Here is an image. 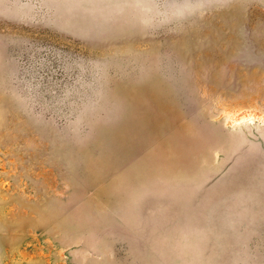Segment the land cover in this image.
Listing matches in <instances>:
<instances>
[{
  "label": "rangeland",
  "instance_id": "rangeland-1",
  "mask_svg": "<svg viewBox=\"0 0 264 264\" xmlns=\"http://www.w3.org/2000/svg\"><path fill=\"white\" fill-rule=\"evenodd\" d=\"M0 264H264V0H0Z\"/></svg>",
  "mask_w": 264,
  "mask_h": 264
}]
</instances>
